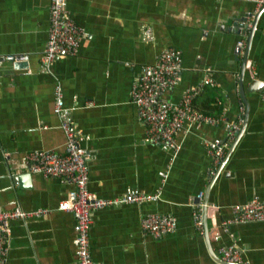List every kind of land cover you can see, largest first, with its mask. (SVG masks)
Instances as JSON below:
<instances>
[{"label": "crops", "instance_id": "obj_1", "mask_svg": "<svg viewBox=\"0 0 264 264\" xmlns=\"http://www.w3.org/2000/svg\"><path fill=\"white\" fill-rule=\"evenodd\" d=\"M51 1L0 0V58L14 57L0 59V208L49 210L11 221L9 263L78 264L74 217L57 209L69 184L31 173L22 162L35 149L62 151L64 135L52 110L60 86L84 135L88 189L99 197L127 188L160 193L155 201L92 213L95 264H223L211 251L219 257V245L232 241L243 249L244 263L264 264V221L234 223L226 232L220 225L231 217L233 204L251 199L264 204V5L256 11L248 0H66L71 19L84 33L78 52L42 69ZM245 22L250 25L243 32ZM144 27H150L151 40L142 39ZM164 47L179 48L182 57L180 80L164 98L180 103L185 89L209 76L214 84L204 85L193 104L220 120L178 135L181 148L162 183L171 151L143 140L146 127L130 90L142 66ZM254 81L262 84L247 90ZM240 107L242 123L233 147L210 173L206 142L226 137L224 124L239 116ZM205 200L210 247L204 225L200 232L192 217L199 207L204 221ZM147 212L173 215L176 228L160 238L143 233L140 219Z\"/></svg>", "mask_w": 264, "mask_h": 264}, {"label": "built area", "instance_id": "obj_2", "mask_svg": "<svg viewBox=\"0 0 264 264\" xmlns=\"http://www.w3.org/2000/svg\"><path fill=\"white\" fill-rule=\"evenodd\" d=\"M254 3L255 10L264 5V0H248ZM50 28L47 42L40 63L42 69H47L49 63L59 58L75 55L79 49L82 29L71 19L66 0H52L50 4ZM245 22L243 32L249 28ZM142 39L151 40L150 27H144L141 32ZM244 40L237 41L241 50ZM242 51V50H241ZM14 59L7 55L0 59ZM181 51L176 47H164L156 52L154 60L142 66L140 73L132 84L130 100L137 110V118L145 127L143 140L159 145L171 151V158L166 169L161 172L162 183L168 176L172 160L181 148L180 133H187L192 126L199 127L202 123L215 124L220 120L216 117L203 114L193 104L204 85H213L214 81L206 76L196 86L185 89L180 103H172L164 98V94L176 87L180 80ZM264 103V90L261 93ZM239 116L232 121H226L227 135L223 139L207 140L206 148L211 156V170L222 161L226 148L235 139L242 123V107ZM53 113L59 120L63 131L64 143L62 151L55 149H35L22 157V162L31 173L41 174L44 177L59 178L69 184L70 188L65 197L58 203L57 209L69 212L74 217L75 255L78 264H95L90 250L89 229L92 223V213L98 209L123 204H142L158 200L159 190L144 192L127 188L122 193L112 197H99L88 189V165L86 151L82 145L83 133L75 126L71 110L64 102L63 91L60 86L54 90ZM223 116V115H222ZM202 196L198 194V198ZM216 208V206H212ZM230 218H223L220 222L224 232L230 225L245 221H264V204L258 199H251L231 206ZM49 212L48 209L38 208L26 211L19 206L13 208H0V264L9 263V236L10 223L15 219L25 220L30 216ZM193 224L200 232L203 231V220L199 207L193 212ZM177 225L175 217L169 213L147 212L140 219L143 233L160 238L171 233ZM217 239V237H216ZM217 252L219 258L225 263L246 264L243 261V249L235 241L220 244Z\"/></svg>", "mask_w": 264, "mask_h": 264}, {"label": "water", "instance_id": "obj_3", "mask_svg": "<svg viewBox=\"0 0 264 264\" xmlns=\"http://www.w3.org/2000/svg\"><path fill=\"white\" fill-rule=\"evenodd\" d=\"M263 8H264V6L262 7V9H263ZM252 29H254V26L252 27ZM250 35H251V34H250ZM250 35H249V37L247 38V45H246L245 55H244V58H245V59H246V57H247V55H248V51H249ZM259 84H262V83H259L258 81H254V82L251 83V85H250L249 87H247V90H249V91H255V90L258 89V85H259ZM239 93H240L241 98L244 100L245 94H244V89H243V87H242V82H241V81L239 82ZM244 101H245V100H244ZM240 132H241V131H240ZM233 143H234V142H233ZM233 143L230 145V148L233 147ZM230 148L228 149V152H229ZM227 154H228V153H227ZM206 204H207V202H206V200H205L204 203H203V219H204V221H203V225H204V228H205V237H206V241H207V243H208V246L210 247L209 237H208V229H207L206 224H205V209H206ZM210 251H211V250H210ZM211 254H212V256H213L214 259H216L217 261H220V262L223 263V264H237V263H225V262H223V261H222L217 255H215V254L213 253V251H211Z\"/></svg>", "mask_w": 264, "mask_h": 264}]
</instances>
